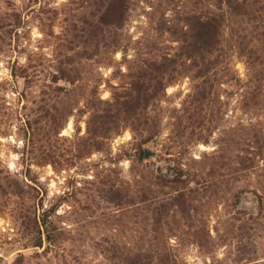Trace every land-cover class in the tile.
Segmentation results:
<instances>
[{"label":"rangeland","instance_id":"374dc122","mask_svg":"<svg viewBox=\"0 0 264 264\" xmlns=\"http://www.w3.org/2000/svg\"><path fill=\"white\" fill-rule=\"evenodd\" d=\"M96 1L0 0V264H125L148 246L158 201L180 187L164 179L177 176L196 190L187 214L158 210L172 256L264 261V53L252 63L256 42L238 43L246 23L228 26L203 97L204 78L183 67L140 120L89 142L87 97L114 101L182 51L185 17L201 6L131 0L125 25L104 36L85 22Z\"/></svg>","mask_w":264,"mask_h":264},{"label":"trees","instance_id":"16d2710c","mask_svg":"<svg viewBox=\"0 0 264 264\" xmlns=\"http://www.w3.org/2000/svg\"><path fill=\"white\" fill-rule=\"evenodd\" d=\"M201 6L194 14L187 15L186 26L184 30V43L182 51L176 53H164L161 61H156L149 72L142 73V76L133 79L130 87H123V90L114 92V101L104 102L98 100L96 96L87 97L88 109L93 111L91 122L89 123V133L91 136L88 141L97 140L98 137H108L112 130L117 129L122 121L140 120L142 118L138 107L150 106L159 96L161 89L172 83L177 77V73L186 69L196 70L197 77H202L203 83L198 85V94L203 97L206 85L212 75L218 76L222 69L221 64L222 49L225 46L226 30L228 26L237 24L239 21L245 22L246 26L242 34L238 36V43L242 47L245 38L256 42L250 52L252 63H256L264 53V0H200ZM131 0H97L96 12L90 19L85 21L89 25V32L100 33L107 36L112 29L123 27L130 13ZM251 25V28L249 26ZM241 26L240 24H238ZM116 27V28H115ZM248 30V31H247ZM241 35L243 37H241ZM250 44V42H248ZM245 48V47H244ZM64 71L62 67L59 69ZM143 77V78H142ZM74 81L73 79H70ZM212 86V85H209ZM255 88L253 89L254 92ZM123 119V120H121ZM148 139V138H146ZM141 156L144 157V148L142 143L139 145ZM181 171H178L180 174ZM182 173V172H181ZM158 177V176H157ZM163 178V177H162ZM165 185L174 183L180 187L177 194L171 196V199L158 201V206L152 223V237L149 239L148 246H140L136 252L128 253L124 257L125 264H182L178 259L172 256V250L168 241L160 238L164 233V223H162V212L158 210L161 205L170 212H180L182 215L190 211L187 200H193L191 191L181 185V178H168ZM13 186V182L9 184ZM19 192V190H16ZM160 204V205H159ZM167 212V213H169ZM166 213V214H167ZM44 222L45 218H44ZM206 233V231H204ZM196 238V241L203 244L204 241ZM196 237L197 235L196 231ZM42 239L35 245H41ZM124 254V252H122ZM116 253L112 256L118 257ZM249 261L257 259L255 256L247 257ZM246 259V258H242ZM240 259V260H242ZM250 264H264L262 262H252Z\"/></svg>","mask_w":264,"mask_h":264},{"label":"water","instance_id":"95a60500","mask_svg":"<svg viewBox=\"0 0 264 264\" xmlns=\"http://www.w3.org/2000/svg\"><path fill=\"white\" fill-rule=\"evenodd\" d=\"M147 155H150V151H147Z\"/></svg>","mask_w":264,"mask_h":264}]
</instances>
